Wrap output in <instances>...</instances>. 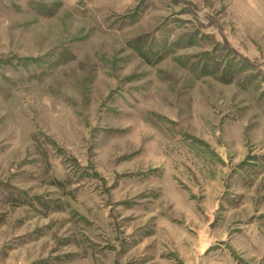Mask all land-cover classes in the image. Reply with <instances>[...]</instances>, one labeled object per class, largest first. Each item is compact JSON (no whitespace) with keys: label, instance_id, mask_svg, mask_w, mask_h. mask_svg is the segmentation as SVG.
<instances>
[{"label":"rangeland","instance_id":"rangeland-1","mask_svg":"<svg viewBox=\"0 0 264 264\" xmlns=\"http://www.w3.org/2000/svg\"><path fill=\"white\" fill-rule=\"evenodd\" d=\"M0 264H264V0H0Z\"/></svg>","mask_w":264,"mask_h":264}]
</instances>
